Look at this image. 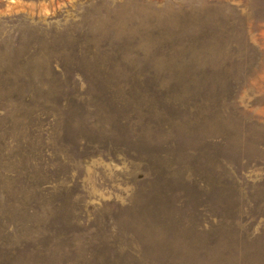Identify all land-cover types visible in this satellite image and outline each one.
Instances as JSON below:
<instances>
[{
	"label": "rangeland",
	"instance_id": "rangeland-1",
	"mask_svg": "<svg viewBox=\"0 0 264 264\" xmlns=\"http://www.w3.org/2000/svg\"><path fill=\"white\" fill-rule=\"evenodd\" d=\"M0 264H264V0H0Z\"/></svg>",
	"mask_w": 264,
	"mask_h": 264
}]
</instances>
